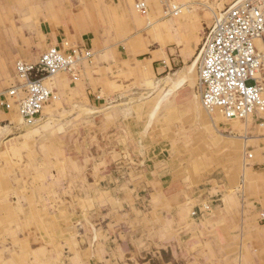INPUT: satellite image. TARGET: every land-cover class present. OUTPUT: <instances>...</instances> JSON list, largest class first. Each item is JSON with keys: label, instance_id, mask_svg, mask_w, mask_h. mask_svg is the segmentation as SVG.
Wrapping results in <instances>:
<instances>
[{"label": "crops", "instance_id": "obj_1", "mask_svg": "<svg viewBox=\"0 0 264 264\" xmlns=\"http://www.w3.org/2000/svg\"><path fill=\"white\" fill-rule=\"evenodd\" d=\"M31 1V22L0 7V142L16 145L0 158L28 147L38 172L58 175L2 209L15 223L29 211L34 228L25 262L0 249V263L264 264V130L256 115L206 112L194 82L206 28L236 0H168L173 13L144 0L146 14L138 0ZM64 43L93 58L77 83L52 79L55 98L28 128L2 106L23 83L14 65Z\"/></svg>", "mask_w": 264, "mask_h": 264}, {"label": "built area", "instance_id": "obj_2", "mask_svg": "<svg viewBox=\"0 0 264 264\" xmlns=\"http://www.w3.org/2000/svg\"><path fill=\"white\" fill-rule=\"evenodd\" d=\"M135 7L147 13L146 1L138 0ZM263 38L264 0H236L214 17L197 55L198 86L207 111H218L228 120L256 115L264 130V79H259L264 54L256 47ZM92 58L91 51L64 43L49 47L35 65L17 63L16 73L23 83L4 93L2 106L8 110L16 106L23 121L34 124L54 97L52 79L65 74L78 80L81 64ZM13 98H17L14 105L7 101Z\"/></svg>", "mask_w": 264, "mask_h": 264}, {"label": "rangeland", "instance_id": "obj_3", "mask_svg": "<svg viewBox=\"0 0 264 264\" xmlns=\"http://www.w3.org/2000/svg\"><path fill=\"white\" fill-rule=\"evenodd\" d=\"M3 1H4V9L9 8V7L13 8V6L20 8L22 11H15V12L16 13L20 12L21 14L24 13L25 19L28 20L29 22L34 21L37 15H39V11L38 10L35 11V9L38 7V4H35L31 0H3ZM167 1L168 0H157V2L161 3V5H163L166 10H167L166 5L168 4L166 3ZM172 1L174 0H170L169 4ZM2 5H3V2L2 0H0V7ZM26 9L28 11H25ZM7 11L8 10L6 9L5 10L6 17H7ZM11 11L12 10L8 12H11ZM12 15H8L5 21L6 24L4 28H11L10 24H12L14 21V15L13 16ZM17 63H19V60L15 63L14 68H13L14 74L16 75H17L16 73ZM80 71L81 70H79L78 74L81 73ZM59 75H63L69 78L68 80H70L73 83L75 82L77 83L80 78L78 76V80L75 81L69 75H65V74H59ZM198 81H199L198 71H196V75L194 76V82L198 85ZM54 98H55V95L53 99ZM40 117L41 116H39L36 122L32 125L26 124L23 121L24 126L28 128H36ZM56 140L58 142L60 141L59 139H56ZM3 142L4 143L2 144L0 142V145H3L4 147H7V148L16 146L14 141H12V139L10 138L6 139L5 141L3 140ZM70 142L71 141H69V143ZM1 149H2V146H0V151ZM71 149H72V145L70 143L68 144V151H70ZM16 150H18V152L20 153L19 154L16 153L13 157H6L5 159L2 157L0 158V249H5V251L7 250V252L9 249H11L12 251L9 252L10 254L13 253V249H18V251L22 252L23 249H25V247L29 245L28 242L25 240V237H28L26 235L27 232L31 228H34L31 226V225H34V219L30 220V217L28 216L29 211H27V213H19L18 215L15 216L16 223L14 221L9 222L8 217L9 216L11 217L12 214H4L2 209L10 204L15 205L16 203H19L18 201L20 198H22L23 195L24 196H27V195L35 196L37 190H40V193H42L43 190L40 189L41 186L46 184L48 181L50 182L49 184H52L50 180L51 179L55 180L57 178L55 175H58V172L57 173L52 172L54 175L52 176L51 174H49L47 170H45V168H43L42 170H39L38 172L36 169V165H33L34 159L37 156L32 155V153L28 154V152L30 151L28 147L19 148ZM42 188L45 190L44 186ZM15 198L17 200H14ZM19 219L21 220V222L19 221ZM20 236H22L21 239H24V242H20L19 240ZM9 244H11V246ZM21 252H20L19 260L23 259V262H25V259H26L25 257L27 256V253L23 251V253L25 254H21ZM5 256H6L5 252L3 253L2 251H0V260L4 259Z\"/></svg>", "mask_w": 264, "mask_h": 264}, {"label": "bare ground", "instance_id": "obj_4", "mask_svg": "<svg viewBox=\"0 0 264 264\" xmlns=\"http://www.w3.org/2000/svg\"><path fill=\"white\" fill-rule=\"evenodd\" d=\"M155 1H157V0H155ZM167 2H168V1H167ZM167 2H166V3H167ZM168 3H169V2H168ZM157 4L160 6L161 3H157ZM167 5H169V4H167ZM161 6H163V5H161ZM177 6H178V5H177ZM163 7H164V6H163ZM172 7H173V8H176V6H172ZM172 7H171V8L169 7L168 9L171 11ZM207 8H208V7H207ZM163 10H164V9H163ZM169 10H168V11H169ZM168 11H167V12H168ZM213 14H214V13H213ZM197 61H198V60H197ZM191 68H192V67H191ZM190 71H191V70H190ZM179 75H180V74H179ZM177 77H178V76H177ZM180 79H181V78H180ZM182 79H183V77H182ZM178 81H179V80H178ZM177 84H178V83H177ZM177 84H176V85H177ZM200 99H201V98H200ZM201 104H202V101H201ZM202 106H203V105H202ZM203 108H204V107H203ZM204 109H205V108H204ZM205 111L208 112V113L218 112V111H207L206 109H205ZM218 113H220V112H218ZM220 114H221V113H220ZM16 121H17V120H16ZM243 138H244V137H243ZM255 151H256V150H255ZM263 215H264V214H263Z\"/></svg>", "mask_w": 264, "mask_h": 264}]
</instances>
